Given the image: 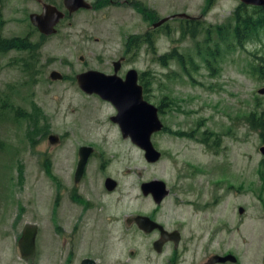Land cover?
I'll return each instance as SVG.
<instances>
[{"label":"rangeland","instance_id":"1","mask_svg":"<svg viewBox=\"0 0 264 264\" xmlns=\"http://www.w3.org/2000/svg\"><path fill=\"white\" fill-rule=\"evenodd\" d=\"M49 1L59 6L60 0ZM239 4V0H94L91 8L59 20L54 34L43 35L28 19L30 13L40 12V3L1 1L0 37L27 34L38 45L39 61L32 77L24 66L26 53L0 52V264L64 263L59 259L65 215L58 210L71 197L68 171L73 155L86 143L102 152L104 167L90 162L85 176L74 183L82 200L92 198L97 206L103 205L100 213L95 212L101 222L113 217L105 247L113 260L124 261L133 251L130 264H141L140 255L158 263L159 257L145 247V236L119 234L124 218L154 206L148 195L140 194L139 183L159 179L169 191L156 216L170 227L182 223L186 252L180 264H201L214 254L227 253L236 258L234 263L211 264H264V92L258 91L264 89V78L249 73L259 44L249 40L237 45L229 36L227 47L215 32L217 26L234 25L232 13ZM180 12L199 22L194 37L179 36L185 24L176 18L152 29L150 22ZM146 34L153 49L141 43L131 60V44L123 70L145 73L148 99L155 106L163 101L159 119L169 130L188 132L196 127L193 139L171 131L153 133L150 140L161 153L155 162H146L141 149L120 136L108 119L114 108L81 92L74 81L82 70L110 71V61L123 55L124 42L132 38L142 42ZM215 45L219 50L214 52ZM172 48L184 59L190 56L196 66L191 74L175 58L164 64L156 59ZM206 49L213 51L212 58L204 55ZM51 70L61 73L62 79L49 80ZM252 114L254 120L261 119V128L248 124ZM204 128L223 134L212 150L195 140L204 138L199 133ZM51 134L61 142L49 143ZM106 176L116 182L112 191L103 186ZM69 207L77 215L80 204ZM26 223L36 226L32 261L20 258L16 246ZM105 226L102 223L101 228Z\"/></svg>","mask_w":264,"mask_h":264},{"label":"flooded vegetation","instance_id":"2","mask_svg":"<svg viewBox=\"0 0 264 264\" xmlns=\"http://www.w3.org/2000/svg\"><path fill=\"white\" fill-rule=\"evenodd\" d=\"M36 1L38 3H40V10H41V5L43 3L51 4V2L49 0H36ZM85 1H87V0H85ZM87 2L89 3V5L91 7V6H93L94 0L92 2H89V1H87ZM58 5H59L58 9L62 10V7H61L62 6V0L59 1ZM70 14L71 13L64 11V15H70ZM179 14H183V15L182 16H179L178 14L169 15L168 17H166L164 23L166 21H168L169 19H173V18L179 19V21L182 20V22L184 24L186 22H187V24H189L188 22L191 21V23H192L193 21H195V17H193V16H190L188 14L181 13V12ZM156 22H157L156 19L154 22H150L152 29L156 28V26L153 25ZM196 23H199V22L196 21ZM163 25H165V24H163ZM148 37H149V35H148ZM145 38H146V35L143 36L142 42H139L136 38H132L131 40L127 39L124 42L125 50H124V52H122L123 55H121L117 58L119 60H118L116 71L115 72L113 71L114 60H112L109 63L110 64V71H106V72L101 71V72H103L105 74L114 73L119 78H123L125 76L126 70L128 68H130V67H128V68L123 70V65L126 63V60H127L126 54L129 52L130 45L133 44V50L134 51H132L131 55H130V59L133 60V59H135V57L139 53L140 44L144 43L146 41ZM136 50H137V52H136ZM82 71H84V70H82ZM136 84L140 87L141 99L144 101H147L149 103H152L148 99V93H147L145 78L143 76H141L140 72L136 73ZM88 95H91L94 98H97L98 102L99 101L101 103L106 102V103L111 105V103H109L108 101L102 100L96 94H88ZM161 104H163V102L160 100V102H157L156 107H157V110L160 108V113L162 114L163 110L161 108ZM160 113H158V114H160ZM159 117H161V116H159ZM161 124H162L161 129L156 133L169 134L168 133V132H170L169 128L166 125H164L162 122H161ZM195 131H196V129H195ZM195 131H191V129L188 132H181L180 131V132H178L180 134L179 135L176 134V136L187 137L189 139H193L192 135H194L193 133ZM199 133H202L204 135V138H206L209 135L213 136L214 142L212 141V145L218 146L221 143L222 136H220V135H223L222 133H218V135H215V133L213 131H211L210 129H207V128H204ZM64 135H65V133H63V136ZM204 138L197 139V142L202 143L200 140H203ZM210 138L212 139V137H210ZM123 139H128V138H123ZM56 142H59V143L61 142V140L59 139V136H57ZM81 145L90 146L91 152L85 160L83 170H82V173H81L79 178H81L82 176L83 177L85 176L87 167H88L90 162H98L96 164V166L99 167L100 169L101 168L103 169V167H104L103 160H102L103 156H102L101 151L97 152V149H95V147L92 146L93 145L92 143H86V144H81ZM81 145H79V146H81ZM78 147L76 148L75 155H73L72 165L69 166V171H68L69 172V178L71 177V180L73 181L72 184L68 186V192L70 193L71 197H70V199H67L68 205H65L66 207L64 206L61 209L59 208V210H58L60 212L59 214H61V212H62L65 215V218L63 219V222L60 226V228H61L60 229V235H61V239H62V246H60V248H61V250H60L61 259H59V261L64 262L63 264H130V260H131L130 255L133 254V251H130L128 253L129 256L127 258H125L124 261H121L119 259L113 260L109 255V251H107L105 249L108 241L111 240V237H109V235L111 236L112 233H111V229L109 228V226L112 227L111 225H112L113 217H109L107 222H101L98 219L96 213L101 212L98 210L103 205L97 206L95 201L92 198H91V202L86 200V199L82 200V196L79 193H77V190H76L77 185H76V183H74L75 182L74 172H75L76 164H77V160H78ZM158 153L160 156L161 153L159 151H158ZM192 172H195V171L192 170ZM104 180H103V186H104ZM60 188H61V186H60ZM104 188H105V186H104ZM113 189L107 190L105 188L106 191H112ZM139 191H140V194L142 196L148 195L150 197V199L152 200L154 206L152 208H150L147 212H137V213H134L132 216L129 215L126 218H124V220H123L124 224L122 223L124 230L123 231L120 230L119 236H121L124 233V231H126V233H128L129 235L133 234V233H139L142 236H145V238H146V241H145L146 249L148 248L150 250V252L154 255V257H157V258L159 257L157 264H163L164 262H166V264H180V262H181V261H179L181 259L180 257H184L185 252H186L185 244H184L183 239H182V231H183L182 223L178 222L174 225V227H170L169 223H165L162 219H160L158 216H156V211L159 208V204L162 202L164 197L168 194L169 190L167 191L166 195H164L161 198L159 203H155L152 196L149 193L144 194L140 190V188H139ZM55 197L59 199V192L55 195ZM77 203L80 204V207H79V211H78L77 215H75L76 211L73 208H70L69 204L76 206ZM72 215H74V216H72ZM136 215H142L144 217H147L148 220L153 224L151 226V228H149L150 227L149 225H144L143 228H140L134 221V216H136ZM102 223L106 224V226L104 228H101ZM146 228H149V229L144 230ZM161 232H165V234L163 235L164 240H161L159 243H156V241H158L161 238ZM103 241L105 244H103ZM64 245L67 246L66 249H64ZM62 251L64 252V254H62ZM134 251H136V250H134ZM140 258L142 259L141 264H153V261L150 260L148 257L146 258V257L140 255ZM235 261H236V259H235ZM30 263L33 264L32 262H30ZM201 264H211V256H210V258H207Z\"/></svg>","mask_w":264,"mask_h":264},{"label":"water","instance_id":"3","mask_svg":"<svg viewBox=\"0 0 264 264\" xmlns=\"http://www.w3.org/2000/svg\"><path fill=\"white\" fill-rule=\"evenodd\" d=\"M246 5L263 6L264 0H239ZM64 9L71 13L77 9H89L90 5L85 0H62ZM63 12L55 6L47 3L41 5L39 13H30L28 15L29 22L43 35L55 33V25L63 17ZM182 16L183 14H178ZM166 18L158 20L154 26L159 25ZM81 59V58H80ZM118 60L114 62L113 71L117 69ZM50 80L62 79V74L56 70L48 73ZM75 84L79 90L86 94H96L102 100L108 101L114 107L115 113L109 116V120L116 123L122 138H128L129 141L142 150L143 158L146 162H154L158 159L159 153L153 148L150 141L152 132L161 128V123L157 117L156 108L149 102L141 99L140 87L136 84V71L128 69L123 78L117 75L105 74L101 71L88 69L78 72L74 75ZM259 93L264 89L258 90ZM49 143H55L57 136L51 134L47 136ZM91 152L90 146L81 145L78 147V160L74 172V180L77 181L82 173L83 166L87 156ZM104 186L107 190H111L115 186V181L109 177L105 178ZM140 190L149 193L155 203H159L161 198L166 195L167 189L165 184L158 179L141 182ZM238 212H242V208L238 207ZM135 223L143 228L144 225H153L147 217L142 215L134 216ZM155 225V224H154ZM146 228L144 230H148ZM36 234V226L26 223L23 225L20 236L17 239V249L23 260H32L34 257V239ZM161 232V238L156 241L159 243L164 240ZM234 262L235 257L231 254L223 256H211V262ZM31 264V263H30Z\"/></svg>","mask_w":264,"mask_h":264},{"label":"trees","instance_id":"4","mask_svg":"<svg viewBox=\"0 0 264 264\" xmlns=\"http://www.w3.org/2000/svg\"><path fill=\"white\" fill-rule=\"evenodd\" d=\"M0 0V4H1ZM233 18H234V25L229 26L222 25L217 26L215 28L216 35L218 40L221 42H225L226 46L228 47V38L234 41L237 45H243L244 42L253 40L259 44V47L253 52L252 57L255 61H249L251 66V71L249 72L252 76H256L264 78V5L263 6H254V5H245L240 3L239 6L233 11ZM185 23L184 29H182L179 33V36L182 37L183 35H189L190 37H194L196 34V21L191 23ZM210 28H207L209 30ZM260 32L262 34H260ZM145 44L150 48L153 49V43L151 39L146 34ZM9 50H17L27 54L28 58L24 62V66L29 69L30 75L35 77L37 70H36V63L39 61V51L38 45L36 43H32L29 41L27 34L23 37H11V38H4L0 37V52L9 51ZM219 50L216 45L214 46V52ZM213 51L206 49L204 51V55L210 59L213 57ZM176 59L177 63L181 65L182 70L189 75L191 71H194L196 66L192 64V60L190 56L187 59L183 58V55L177 54L174 48L170 49L169 52H166L160 56H157V60L159 63L164 64L168 61V59ZM185 63L190 66V70L185 66ZM143 74V73H142ZM145 78L146 83L149 82L146 79L145 73L142 75ZM35 80V78H34ZM162 101V100H161ZM160 102V101H158ZM163 102V101H162ZM164 104H161V108ZM160 111V108L158 109ZM248 124L254 128H261L262 122L260 120H254V116L249 115L247 117ZM196 127L191 128V131H195ZM176 134L178 132H175ZM180 134V133H179ZM189 134V133H188ZM187 134V135H188ZM194 137V135H192ZM211 139V144H208V140ZM205 146H209L211 149L216 145H212V141L214 142V137L209 135L203 140H200ZM208 148V147H207ZM44 163L47 164V161ZM48 165H45L44 170L47 171Z\"/></svg>","mask_w":264,"mask_h":264},{"label":"bare ground","instance_id":"5","mask_svg":"<svg viewBox=\"0 0 264 264\" xmlns=\"http://www.w3.org/2000/svg\"><path fill=\"white\" fill-rule=\"evenodd\" d=\"M82 110V109H81ZM84 110V109H83Z\"/></svg>","mask_w":264,"mask_h":264}]
</instances>
